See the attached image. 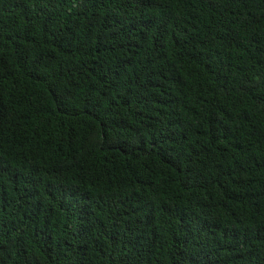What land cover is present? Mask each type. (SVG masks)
I'll list each match as a JSON object with an SVG mask.
<instances>
[{
    "label": "trees",
    "instance_id": "16d2710c",
    "mask_svg": "<svg viewBox=\"0 0 264 264\" xmlns=\"http://www.w3.org/2000/svg\"><path fill=\"white\" fill-rule=\"evenodd\" d=\"M0 264H264V0H0Z\"/></svg>",
    "mask_w": 264,
    "mask_h": 264
}]
</instances>
